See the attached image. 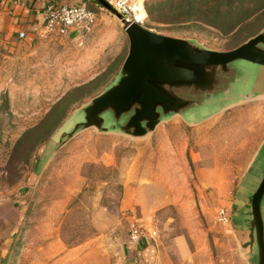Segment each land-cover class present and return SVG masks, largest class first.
Instances as JSON below:
<instances>
[{"label":"rangeland","instance_id":"1","mask_svg":"<svg viewBox=\"0 0 264 264\" xmlns=\"http://www.w3.org/2000/svg\"><path fill=\"white\" fill-rule=\"evenodd\" d=\"M205 1L193 0L186 13L188 0H143L144 27L216 50L264 29V6L229 28L258 0H235L219 16L205 13ZM87 3L95 21L77 40H19L0 23V197L19 199L24 209L0 264H138L125 244L132 227L156 231L145 235L155 246L153 264H218L220 225L207 185L217 176L239 181L264 136V99L198 125L175 117L157 127H182L188 141L90 127L48 159L75 111L113 81L127 54L119 18ZM247 111L254 120L239 123Z\"/></svg>","mask_w":264,"mask_h":264},{"label":"water","instance_id":"2","mask_svg":"<svg viewBox=\"0 0 264 264\" xmlns=\"http://www.w3.org/2000/svg\"><path fill=\"white\" fill-rule=\"evenodd\" d=\"M96 1L121 21L127 54L113 81L75 111L48 159L90 127L143 138L173 117L197 124L230 106L264 96V29L234 48L216 50L127 21L106 0ZM263 155L264 142L252 166ZM263 202L264 172L250 197L248 239L240 243L251 255L250 264H264Z\"/></svg>","mask_w":264,"mask_h":264},{"label":"crops","instance_id":"3","mask_svg":"<svg viewBox=\"0 0 264 264\" xmlns=\"http://www.w3.org/2000/svg\"><path fill=\"white\" fill-rule=\"evenodd\" d=\"M81 1L87 0H0V23H3L6 26L5 30L7 34L16 35L17 37L18 32L24 30L26 32L24 40L34 41L36 39L35 32L37 31L41 20V11L47 3L75 4ZM63 37L77 40L80 38V35L77 31L71 30ZM259 99H264V96L235 104L215 115ZM245 115L244 119L243 117L238 118L239 123L244 120L253 121L255 118V112L252 111H247ZM206 120L202 122H205ZM200 123L190 125H198ZM166 126H168L166 129H158L156 127L151 133L152 138L156 140L158 139V141H162L164 138L166 144L169 140H174L178 137H180L181 141H188V137L186 138L185 135L182 134L184 132L182 127L176 125ZM263 142L264 136L252 154L236 185L233 184V182L225 183L221 181V176L213 178L216 180V184L207 185L210 188L208 192V200L211 206L217 211L216 220L220 225L218 231L220 233H217L214 238L216 248L219 250L218 264H250L251 255L247 254V249L241 248L240 243H243L248 239L247 223L250 217V197L256 189L261 175L264 172V155L255 165L252 166L254 156ZM20 198H22V196ZM219 209L225 211V215L228 219L227 221L224 222L221 219L218 212ZM23 210V204L19 199L0 197V252L2 246H6L10 243L14 224L19 223L22 219ZM261 215L264 234V202L261 207ZM129 238L126 239L127 243L125 244L129 257L134 263L153 264L156 258L155 246L148 240V238L141 235L136 243H132Z\"/></svg>","mask_w":264,"mask_h":264},{"label":"built area","instance_id":"4","mask_svg":"<svg viewBox=\"0 0 264 264\" xmlns=\"http://www.w3.org/2000/svg\"><path fill=\"white\" fill-rule=\"evenodd\" d=\"M107 3L127 21L136 22L144 26L147 13L143 0H106ZM95 21V13L88 6L87 1H81L75 4H55L47 3L41 11V20L37 31L36 39L46 38L48 36H65L71 30L78 33L87 32L91 29ZM18 39L24 40L26 32L21 30L17 34ZM219 215L225 222L227 216L223 209H219ZM139 231H142L140 234ZM141 235L153 238L156 231L150 228L147 231L138 230L132 227L130 232V240L132 243L138 242Z\"/></svg>","mask_w":264,"mask_h":264},{"label":"trees","instance_id":"5","mask_svg":"<svg viewBox=\"0 0 264 264\" xmlns=\"http://www.w3.org/2000/svg\"><path fill=\"white\" fill-rule=\"evenodd\" d=\"M192 1L193 0H188L187 2L188 7L185 8L186 13L187 12L191 13V10L193 8L191 6ZM256 4L257 5L255 6L242 9V11L240 12V17L230 22L229 28L232 29L238 26L243 20L249 18L257 11H259V9H261L264 6V0H258ZM234 6H236L235 0H206L204 5V11L205 13L212 12L213 14H215V16H219L222 13H225L226 11L233 9Z\"/></svg>","mask_w":264,"mask_h":264}]
</instances>
